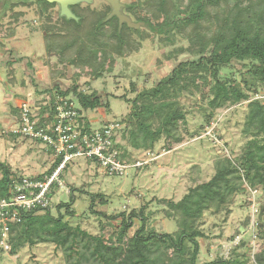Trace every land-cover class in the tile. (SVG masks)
<instances>
[{
  "label": "trees",
  "instance_id": "trees-1",
  "mask_svg": "<svg viewBox=\"0 0 264 264\" xmlns=\"http://www.w3.org/2000/svg\"><path fill=\"white\" fill-rule=\"evenodd\" d=\"M32 2L39 4V12L46 20L45 53L56 58L52 63L53 81L64 77L67 67L75 70L72 83L66 88L55 83L46 89L48 102L40 104L38 112H49V117L40 119L39 126L53 121L54 96L69 97L79 105L80 112L104 107L108 113L110 108L102 102L104 97L96 90L87 92L80 88L79 80L86 78V84L111 72L118 58L140 49V40L146 36L142 30H150L160 35L159 41L164 44L179 40V45L167 52L168 60L186 52L193 57L179 61L153 86L126 99L131 107L119 118L123 127L115 143L122 158L133 162L136 159L130 149L151 152L161 139L169 147L183 141L181 129L186 128V111L180 98L184 95L198 94L206 101L201 108L205 123H210L216 109L228 103L245 104L241 133L246 140L233 159L223 157L214 161L215 170L209 180L189 187L177 201L163 200L166 216L176 221L174 232L148 227L144 207L129 214L96 211L97 198L103 204L107 202L101 193H89V210L106 218L115 234L105 238L102 233H90L78 224L73 226L64 218L75 216L71 209L75 201L72 187L69 201L57 203L56 215L48 206L21 211L19 221L8 222L6 251L16 255L26 245L53 243L63 251L67 264H245L246 257L223 256L199 263L198 238L205 236L199 223L206 210L219 211L240 191L264 189V0H132L125 11L135 21L145 22L146 27L133 29L123 24L120 31L116 17L104 21L110 7L103 1L99 6H71L77 21L61 17L58 11L54 18L57 5L46 0H17L9 9ZM14 17L18 18L16 14ZM237 63L242 83L233 77L232 68ZM223 70L229 71V75ZM14 111L19 118V108ZM84 119L88 127L90 122L85 116ZM59 160L35 177L51 173ZM0 175L2 198L8 196L13 175L7 163L0 162ZM62 208L64 212L60 211ZM135 218H139L140 224L130 234ZM100 230L103 232L104 224ZM261 237L264 239V232ZM0 248L5 250L1 245ZM253 257L254 264H264V248Z\"/></svg>",
  "mask_w": 264,
  "mask_h": 264
},
{
  "label": "rangeland",
  "instance_id": "rangeland-1",
  "mask_svg": "<svg viewBox=\"0 0 264 264\" xmlns=\"http://www.w3.org/2000/svg\"><path fill=\"white\" fill-rule=\"evenodd\" d=\"M15 1L0 0V162L7 163L15 176L31 177L45 172L52 162L43 160L44 150L48 149L44 143L7 132L16 125L14 110L22 102H27L37 112L40 104L48 102L49 95L46 89H42L50 88L55 83L66 88L72 83L75 70L69 66L64 77L53 81L52 63L56 58L45 53L43 24L46 20L39 12V4H19L10 10V4ZM121 1L127 4L132 0ZM99 2L95 0L91 6H99ZM56 11L57 6L53 9L54 18ZM142 31L146 36L140 40L138 51L126 58H118L111 72L102 77L88 79L86 84L83 83L86 78L79 80L80 88L87 92L96 90L104 97L102 102L109 104L108 113L104 107L82 112L93 127L106 120L123 117L131 107V102L126 99L133 98L143 88L153 86L179 61L193 57L186 52L168 60L167 52L179 45V40L176 39L171 45L164 44L159 41L160 35L150 30ZM134 37L139 39L137 35ZM182 44L186 45L184 42ZM61 67L59 64L58 68ZM238 69L240 64L237 63L232 68L233 77L241 81ZM223 73L229 75L230 72L223 70ZM180 99L186 111V128L181 129L183 141L170 144V147L164 139L158 141L151 151L155 159L149 164L140 169L132 167L125 175H109L92 160L73 158L68 162L61 177L65 191L75 188V201L71 205L75 216L64 217L70 224H78L93 234L102 233L105 238L115 234V228L106 218L89 210V193H101L107 202L103 204L97 198L94 203L96 211L106 214L123 211L129 214L144 207L148 227L167 233L177 229L175 219L166 216L167 205L163 200L177 201L189 187L209 180L215 170L214 161L223 157L233 159L246 140L241 133L245 104L228 103L216 109L210 123H205L201 108L206 106V101L201 100L198 94L184 95ZM209 132L213 135L206 134ZM130 152L135 159L146 156L144 151L130 149ZM64 188H53L50 210L54 215L57 214L58 202L69 201V192L66 193ZM263 206L264 189L257 188L250 192L246 189L240 191L219 211L206 210L199 223L205 236L198 238V262L223 256L246 257L245 264H254L253 256L264 248L261 237L264 232ZM60 211L64 212L63 208ZM134 221L130 234L140 224L139 218ZM259 223L261 229L257 226ZM101 224H104L103 232L100 230ZM237 236H240V241L234 245ZM0 264L67 263L59 246L40 243L26 245L16 255L0 248Z\"/></svg>",
  "mask_w": 264,
  "mask_h": 264
},
{
  "label": "built area",
  "instance_id": "built-area-1",
  "mask_svg": "<svg viewBox=\"0 0 264 264\" xmlns=\"http://www.w3.org/2000/svg\"><path fill=\"white\" fill-rule=\"evenodd\" d=\"M257 97L261 98L262 95ZM52 100L55 107L52 122L39 126L40 119H47L49 112L40 114L30 104L22 102L19 118H14L16 125L7 130L10 134L44 143L52 153V164L57 158L60 160L51 173L44 174L42 178L10 176L8 196L0 197V245L5 250L9 248L6 241L8 222L19 221L21 211L50 206L53 188H64L62 172L73 158L92 160L109 175H125L130 168L140 169L155 159L151 152H146L143 159L133 162L122 158L115 146L123 127L120 119H111L97 127L89 124L87 127L84 114L79 111L75 101L62 96H54ZM206 134L213 135L212 132ZM239 241L240 236H237L234 245Z\"/></svg>",
  "mask_w": 264,
  "mask_h": 264
},
{
  "label": "water",
  "instance_id": "water-1",
  "mask_svg": "<svg viewBox=\"0 0 264 264\" xmlns=\"http://www.w3.org/2000/svg\"><path fill=\"white\" fill-rule=\"evenodd\" d=\"M50 3H56L58 12L61 17L66 19L78 20V17L74 14L71 6L76 4H89L92 5L95 0H46ZM107 3L110 7L109 13L104 18V21L112 17H116L118 20V31H120L123 24H126L129 28L140 29L145 27L146 24L143 21H135L132 17L124 11L125 4L121 0H98Z\"/></svg>",
  "mask_w": 264,
  "mask_h": 264
},
{
  "label": "crops",
  "instance_id": "crops-1",
  "mask_svg": "<svg viewBox=\"0 0 264 264\" xmlns=\"http://www.w3.org/2000/svg\"><path fill=\"white\" fill-rule=\"evenodd\" d=\"M45 89H47V88H44V89H42V90H45ZM39 92H41V91H39ZM44 151H45V152H44L43 160H44V159H46V160L49 159L50 162H52V161H53L52 153H51L48 149H46V148H45ZM179 165H180V164H179ZM179 165H178V166H175V165H174V166L179 168V167H180ZM167 169H169V168H167ZM28 177H30V176H28ZM31 177H33V176H31Z\"/></svg>",
  "mask_w": 264,
  "mask_h": 264
},
{
  "label": "flooded vegetation",
  "instance_id": "flooded-vegetation-1",
  "mask_svg": "<svg viewBox=\"0 0 264 264\" xmlns=\"http://www.w3.org/2000/svg\"><path fill=\"white\" fill-rule=\"evenodd\" d=\"M102 2V1H101ZM125 4V8H124V11H125V9H126V6H127V4L126 3H124ZM126 12V11H125ZM127 13V12H126ZM128 14V13H127Z\"/></svg>",
  "mask_w": 264,
  "mask_h": 264
}]
</instances>
